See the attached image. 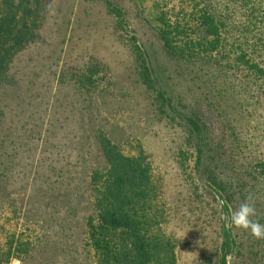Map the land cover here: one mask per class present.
Instances as JSON below:
<instances>
[{
  "label": "rangeland",
  "instance_id": "1",
  "mask_svg": "<svg viewBox=\"0 0 264 264\" xmlns=\"http://www.w3.org/2000/svg\"><path fill=\"white\" fill-rule=\"evenodd\" d=\"M31 1L34 36L0 83V264H96L86 174L99 133L143 155L175 264H264V240L227 227L248 194L264 223V57L247 67L222 1ZM162 2L176 55L156 33ZM219 8L218 26L200 18Z\"/></svg>",
  "mask_w": 264,
  "mask_h": 264
},
{
  "label": "trees",
  "instance_id": "2",
  "mask_svg": "<svg viewBox=\"0 0 264 264\" xmlns=\"http://www.w3.org/2000/svg\"><path fill=\"white\" fill-rule=\"evenodd\" d=\"M218 1H222L226 10L222 19L236 22L240 28L238 37L247 67L259 73L261 69L255 64L260 61L253 60L264 57V0ZM159 7L155 17L158 39L166 54L176 55L175 19H170L165 2L159 3ZM215 12H220V8L214 9L211 16L200 18L206 24L218 26L220 19ZM34 28L36 18L31 0H0V83L5 79L13 54L32 40ZM141 50L151 73L157 76L156 56L145 45ZM159 87L163 89L165 85L159 83ZM162 92L167 98V92ZM94 142L101 165L86 174L92 214L85 218V244L91 249L95 263L175 264V238L164 232L165 217L143 155L123 154L101 133ZM209 264H225V261L222 258Z\"/></svg>",
  "mask_w": 264,
  "mask_h": 264
},
{
  "label": "clouds",
  "instance_id": "3",
  "mask_svg": "<svg viewBox=\"0 0 264 264\" xmlns=\"http://www.w3.org/2000/svg\"><path fill=\"white\" fill-rule=\"evenodd\" d=\"M218 204L223 208L226 201L220 199ZM227 227L245 231L253 239L264 240V223L260 222L256 200L251 194L245 196L239 206L230 213Z\"/></svg>",
  "mask_w": 264,
  "mask_h": 264
}]
</instances>
